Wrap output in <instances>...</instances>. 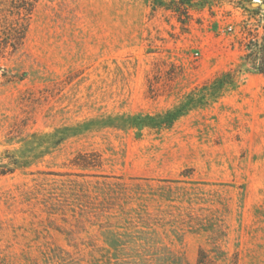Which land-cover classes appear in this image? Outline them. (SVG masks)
<instances>
[{"label":"rangeland","instance_id":"obj_1","mask_svg":"<svg viewBox=\"0 0 264 264\" xmlns=\"http://www.w3.org/2000/svg\"><path fill=\"white\" fill-rule=\"evenodd\" d=\"M249 1L38 0L0 53V264H264Z\"/></svg>","mask_w":264,"mask_h":264},{"label":"trees","instance_id":"obj_2","mask_svg":"<svg viewBox=\"0 0 264 264\" xmlns=\"http://www.w3.org/2000/svg\"><path fill=\"white\" fill-rule=\"evenodd\" d=\"M253 1H249L254 7L252 15L243 27L245 54L242 60L251 72L264 77V10L261 9L264 0H259V4ZM37 2L38 0H0V53H14L21 47ZM109 246L117 248V245ZM118 261L117 258L116 262ZM198 264H210L203 253Z\"/></svg>","mask_w":264,"mask_h":264},{"label":"water","instance_id":"obj_3","mask_svg":"<svg viewBox=\"0 0 264 264\" xmlns=\"http://www.w3.org/2000/svg\"><path fill=\"white\" fill-rule=\"evenodd\" d=\"M255 3L259 4L260 1L259 0H256ZM261 9L264 10V4H261Z\"/></svg>","mask_w":264,"mask_h":264}]
</instances>
